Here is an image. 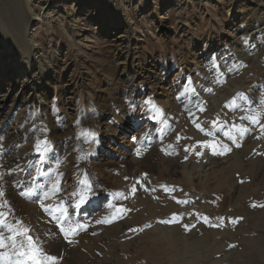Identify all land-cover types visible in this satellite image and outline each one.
I'll use <instances>...</instances> for the list:
<instances>
[{"label": "rangeland", "instance_id": "rangeland-1", "mask_svg": "<svg viewBox=\"0 0 264 264\" xmlns=\"http://www.w3.org/2000/svg\"><path fill=\"white\" fill-rule=\"evenodd\" d=\"M30 2L32 13L44 18L53 9L65 27L56 26L52 32L53 26L45 21L40 29L31 27L32 33L41 31L31 58L42 73L47 72L43 66L52 73H48L52 79L43 80L49 87L44 109L52 125L47 123L48 127L46 121L40 125L35 108H27L20 116L14 110L16 120L4 119L14 92H0V101L5 103L0 128L7 126L4 132H8L13 123L16 129L11 132L17 137L28 131L31 139L17 145L27 153L31 146L35 152L28 153L29 159H20L25 167L13 169L4 157L6 150H0V211L4 212L0 220L10 222L0 232L6 244L0 247L4 259L11 264L19 259L31 264L19 256L28 250V240L23 244L15 240L13 246L8 239L27 235L39 249L42 264H71L73 253L61 250L58 257L49 253L48 237L59 231L62 241L71 238L74 242L78 234L92 230L90 236L100 238L92 250L74 242L84 259L95 257L86 264H264V22L257 23L261 39L251 38L249 23L258 14L255 0L232 1L236 10L229 8L227 0H54L47 10L44 5L39 7L40 0ZM64 6L67 11L62 13ZM229 9L234 10L232 17L227 15ZM97 20L105 27L98 28ZM108 21L116 23L117 29ZM127 22L133 32L131 57L125 64L115 63L111 36L122 34ZM232 38L240 41L235 43ZM48 42L54 46L50 53ZM3 53L0 46V58ZM18 53L14 57H24ZM196 62L201 68L206 63L207 73L195 71L191 64ZM139 67L145 78H136L132 85L126 80L125 86L123 75L131 79L129 71ZM26 71L24 66L15 69L12 87L26 79ZM239 84L243 86L236 88ZM213 97L218 103L211 101ZM41 128L46 130L42 133ZM94 130L97 136L92 140ZM37 132L55 133L52 152L59 161L54 162L50 154L54 164L48 176L51 188H45L42 203H33L44 207L58 200L62 205L67 194L79 191L70 179L81 178V174L90 186V210L86 204L79 206L73 230L65 235L56 228L59 207L46 213L36 208L33 215H23L7 190L10 177L23 175V181L31 182L40 170L36 165L47 163L35 150ZM71 154L75 160L68 166ZM232 156L238 167L228 174L198 176L201 163L203 169L210 165L212 171L217 162ZM68 185L71 190L66 189ZM19 193L14 189V195ZM163 231L174 236L177 247L165 243L158 234Z\"/></svg>", "mask_w": 264, "mask_h": 264}, {"label": "bare ground", "instance_id": "bare-ground-1", "mask_svg": "<svg viewBox=\"0 0 264 264\" xmlns=\"http://www.w3.org/2000/svg\"><path fill=\"white\" fill-rule=\"evenodd\" d=\"M31 0H10L4 4H1L2 1L0 0V46L2 47L4 53V58H0V92H3V89H5V92H10L12 93V91L14 93L13 94V100L11 102V107L9 108L8 112L6 113L5 117L7 116L9 121L10 119L14 118L16 115L14 114V110L16 112H18L17 116H20L21 114L26 113L25 110L27 108H35L37 110V119L41 124H43V121H46V125L51 124L52 122L49 121L50 115H48L44 109V106L46 105V101L48 99V95H49V87L47 86V84L43 81L45 80V78L47 77V80L52 79L48 78V69H45L46 67L43 66L44 70H47V72L42 73V69L40 70L38 68V63L31 58V53L36 51V46H35V38L36 36L38 37V35L41 33V31H38V29H40V27L44 24L43 21H45L46 25L49 26H53V30L51 29L52 32H54V29L57 27H65L64 22H59V15L56 14L54 15V11L52 9L51 12H48L45 15V19L40 17L39 14H34L32 13V8H31ZM42 1V2H41ZM54 0H40V6L42 5L45 6V9L47 10V8H50L51 4L53 3ZM63 1V0H62ZM234 0H227L228 4H229V8L235 9V7L233 6V2ZM259 0H255V7L256 10L258 11L255 13L254 15V20L252 21V24H250V26L252 25V27L250 29V37L252 38H257V40H260L262 34L259 33V30H257V26L259 27L260 25H257L258 21H263L264 22V18L261 19V14L264 12V2L262 0H260L261 2H258ZM79 3V2H78ZM65 4V3H64ZM228 6V5H227ZM245 6H247L245 4ZM38 7V6H37ZM254 7V8H255ZM57 8V7H56ZM69 8V7H68ZM228 10L227 11V15H230L232 17V13L234 10ZM40 11L42 9H39ZM65 10V11H64ZM236 10V9H235ZM67 9L65 8V6L63 7V11L62 13L66 12ZM226 11V10H225ZM61 14V11H59ZM40 13V12H39ZM264 14V13H263ZM262 14V15H263ZM63 15V14H62ZM230 17V18H231ZM234 18V17H233ZM237 20V17H235L233 19ZM243 20H245V18H242ZM34 22H36L34 24ZM71 22V21H70ZM74 22V21H73ZM53 24V25H52ZM111 25L112 27L116 28V23L113 24L112 22L108 21V25ZM263 24V23H262ZM97 25L98 28H104V24L103 22H100L99 20H97ZM124 25V23L122 24ZM124 30L121 32L122 34L119 33V35L117 37H115L114 35L111 36L112 40H113V44L115 45L114 47V54L112 56V59L114 60L115 63L117 62H121L122 63H126L128 62V60H130L131 57V47L134 45V42L132 40V36H131V32H132V28H131V24H129L128 22L125 23L124 25ZM31 27H38L37 31L35 33H32V29ZM114 28H112V31H114ZM115 29V30H116ZM264 29V28H263ZM262 31V30H261ZM264 32V31H263ZM133 33V32H132ZM244 33V32H243ZM237 36V35H236ZM235 36V37H236ZM240 36V35H239ZM243 36V35H242ZM114 37V38H113ZM232 37V36H231ZM241 37V36H240ZM249 37V38H250ZM136 38V37H135ZM233 39V38H232ZM248 39V38H247ZM233 41H235V43L239 42L240 40L238 39H233ZM18 42L20 43L19 45ZM54 42V41H53ZM53 42H48L46 45V49H53ZM261 42V41H260ZM234 43V44H235ZM248 43V42H247ZM40 48H43V44L38 43L37 44ZM227 45V44H225ZM230 46V45H229ZM246 46V45H245ZM250 46V44H249ZM196 48V45L195 47ZM235 48V47H234ZM233 48V49H234ZM208 49V48H207ZM236 49V48H235ZM242 50V49H240ZM18 51L24 54V57L19 59V57H14V53H18ZM47 52L48 56H51V54H49ZM192 52V51H191ZM222 52V51H221ZM224 52L227 53L229 52V49H224ZM21 53V54H22ZM45 53V52H43ZM197 53V52H196ZM242 53V52H241ZM19 54V53H18ZM142 54V55H141ZM195 54V53H194ZM16 55V54H15ZM138 56L140 58L141 61H144V59H142L141 57L143 56V52L138 53ZM209 55V52L206 54V56ZM51 57H54V55H52ZM194 58L197 60L198 57H196V55L194 56ZM49 59V57L47 58ZM52 60V59H51ZM55 60V59H54ZM43 62H45L46 60H42ZM138 61V60H137ZM193 61V60H192ZM221 61V60H220ZM8 64V65H6ZM53 64V63H52ZM199 62H196V64L194 65V63L191 64L192 68H195V71H197L200 75L201 73H207L206 71V67L207 64L206 63H202L201 65H205L203 68H201V66L198 65ZM137 65H140V61L138 62ZM20 66H24L25 68H27V71L24 74V77H26V79L22 82H18L16 81L15 85L12 87V84H14L13 82L15 81L13 74L15 69H17V67ZM135 68V67H133ZM6 69V71H5ZM8 70V72H7ZM12 72H9V71ZM124 71V70H123ZM131 76L132 78L129 79L128 76H124L123 72V78L121 79V82H124L127 80V82H129V85H132L133 81L136 78H140L141 80L143 78H145V73L143 71L142 68H136L135 71H133V69H131ZM215 73V72H214ZM52 74V73H51ZM143 74V75H142ZM213 74V73H212ZM209 76V75H208ZM128 78V79H127ZM7 79L10 80V83L7 85L6 83L1 84L2 82H4V80ZM124 79V80H123ZM46 80V81H47ZM210 80V79H209ZM213 80V79H211ZM206 84V83H204ZM117 85V84H116ZM125 85V84H124ZM128 86V85H125ZM218 86V85H217ZM243 86V85H242ZM240 84L236 87V88H241L242 87ZM125 88V87H124ZM205 88V87H204ZM207 88V87H206ZM2 89V90H1ZM207 91V90H206ZM199 95V94H198ZM222 97H227L224 94H221ZM229 95V94H227ZM201 96V95H200ZM221 98V97H220ZM211 101L217 102L218 103V99H216L215 97H213L211 99ZM5 105L4 100L0 101V111H2V109L4 108L3 106ZM167 105V104H166ZM246 107V106H245ZM237 112V111H236ZM245 113V112H244ZM5 114V113H4ZM9 115V116H8ZM43 116H46V118L44 119ZM12 117V118H11ZM17 117H15L16 120ZM1 120V121H4ZM174 120V119H173ZM0 121V122H1ZM246 122V121H245ZM38 124V122H37ZM245 124V123H244ZM48 126V125H47ZM252 126V125H251ZM7 126H3L2 128H0V150L5 149L6 153L4 155L5 158H7V162L8 164H10L9 166L13 167V169L15 168H20L19 165H22V167H25V163L20 162V159H22V157L28 155V153L30 152L31 154L35 153V152H31L30 149H32L31 146L30 149L28 150L29 152L27 153V151L24 150H20V146H18V142L19 141H23L24 143L28 142V139H26L27 137H30L29 139H31V136H28V131L25 132L24 135H22V137H17V134L12 133L11 131L13 129V123H11L10 128L8 129V132H4ZM49 127V126H48ZM148 127V124H147ZM51 129V128H50ZM43 130H46L45 128H41L39 129V131H41L42 133L44 132ZM54 130V129H53ZM121 130V129H120ZM119 130V131H120ZM90 131V130H89ZM94 134H92L91 138L92 140H94L97 136V131L94 130L93 131ZM125 132V131H124ZM52 134L55 133H51V135L48 136V133L45 134H41L39 132H37V140L35 141V147H37V149L35 148V150H38V152L40 154H42V159L47 160V163L40 161L36 166L37 168H39L40 170L37 172V176L35 178H33V180H31V182H29L30 180H26L23 181V175H14L10 177L8 179L9 183L7 182V190L8 193L10 194V196L12 195V197L15 199L16 205L18 206L17 208H19V212L26 214V215H33L34 212L37 211L36 208H39L41 211H44V213H46V211L49 210H54L56 208L59 207V211L57 214H60L58 216H60L61 218L57 219V221L59 220L60 222L58 224V227L56 226L57 229H60L61 232L65 235V233L67 231H70L71 229L73 230V227L71 226L73 223H75V221L77 220L78 216H79V207H77V204L80 200V197L86 196L85 201L80 204V206H83L84 204H86V208L85 209H89V202L91 201V198H87V193L90 189V186L88 184L87 179L83 178V174H81V178H71L70 180L73 181L74 185L76 184V187H79V191L75 190V194L73 193V190L71 191V194H67L65 196L64 202L62 203H57L58 200L55 201V203H48V204H44V207L41 206L40 203H38L39 205L34 204L33 202H39V200H41L40 202L42 203V200L45 199V188L46 187H50L51 188V183L50 180L48 178L49 174L52 173L51 168H53V162H50V154H54V162L57 161L59 158L57 157V154L52 152V150H55L56 146L55 143L56 142V137L53 136ZM218 134V133H217ZM36 135V134H35ZM57 135V134H56ZM151 135V134H150ZM77 136V135H76ZM47 137V141L45 143H40V139L42 138H46ZM212 140V139H211ZM225 140V139H224ZM33 142V140H31ZM38 141V143L36 144V142ZM147 141V140H145ZM99 141L98 144L99 146H102L103 144H101ZM251 145V144H250ZM244 146V145H243ZM28 147V146H27ZM26 147V148H27ZM252 148V147H251ZM207 153L210 151V147L208 146L205 150ZM28 156L26 159H29ZM208 157V156H207ZM261 159V158H260ZM23 160V161H24ZM75 160V156H71L68 158L67 163L69 166V163H73ZM229 160V161H228ZM222 159L219 161V163H216V166L214 167V169L212 171H210L211 166L208 165V168L205 170L203 169L204 167H202V163L200 165L201 167V171L198 173V176H203L202 178H208L209 177V172L210 174H212L213 176L216 175H221V174H228V171L230 169H236V167H238L237 165V161L235 160V156H232L230 159ZM22 161V160H21ZM28 161V160H27ZM59 161V160H58ZM235 162L234 164H230L228 165V162ZM49 164L51 165L49 167ZM28 167V166H27ZM18 168V169H19ZM36 168V169H37ZM49 169L48 171H44L45 169ZM79 168V167H78ZM186 169V167H184ZM76 169V167H75ZM66 170V169H65ZM167 170V168H166ZM44 171V172H43ZM61 171V170H60ZM73 171V170H72ZM40 172V173H39ZM67 172V171H66ZM65 172V173H66ZM230 172V171H229ZM23 173V172H22ZM21 173V174H22ZM71 173V170L68 172V174ZM76 173V172H75ZM62 175V174H61ZM86 175V174H85ZM224 176V175H223ZM194 177V176H193ZM225 177V176H224ZM229 177V176H228ZM29 178V177H28ZM81 179V181L79 182L78 180ZM225 179V178H224ZM69 180V179H68ZM203 180V179H202ZM227 180V179H225ZM70 181V182H71ZM207 181V180H206ZM224 181V180H223ZM54 182V181H53ZM208 183V182H206ZM65 184V182H64ZM71 184V183H70ZM234 185V184H233ZM262 185V184H261ZM260 186V185H259ZM264 186V185H263ZM72 187V186H71ZM207 186H205L206 188ZM218 187V186H217ZM220 187V186H219ZM223 187V186H222ZM18 188L20 190V193L17 194H13L14 189ZM74 188V187H73ZM72 188V189H73ZM65 189V187H64ZM67 190H71L70 186H66ZM75 189V188H74ZM3 190V189H1ZM206 190V189H205ZM5 191V190H4ZM237 191V190H236ZM15 193V192H14ZM66 193V192H65ZM68 193V192H67ZM70 193V192H69ZM91 193V191H90ZM94 193V192H93ZM93 193H91L92 198H97ZM105 193V192H104ZM98 204V202H97ZM60 205V206H59ZM39 206V207H38ZM3 208V207H2ZM81 208V207H80ZM3 210V209H2ZM65 210V211H63ZM90 210V209H89ZM0 213H4L1 212ZM109 213V212H108ZM11 214V213H10ZM245 214V213H244ZM52 215V214H51ZM57 216V215H56ZM57 216V217H58ZM5 218V217H3ZM14 218V217H13ZM1 219V218H0ZM10 223L8 222V220L6 219H2L0 220V232L3 230L4 226L6 227V224ZM14 224V223H13ZM8 225V224H7ZM263 226V225H262ZM20 227V226H19ZM51 229L53 230L52 225H50ZM119 227V226H118ZM14 228V227H13ZM15 230V229H14ZM4 231V230H3ZM2 231V232H3ZM17 231V229H16ZM117 231V230H116ZM164 233H158L160 234V236L162 238L165 239V243H172L174 241V236H169V234H167L165 231H163ZM6 233V232H5ZM18 234V231L16 232ZM92 233V230L90 232H85V233H81L78 234V236L74 239V242H79L81 243V246H85L86 248L92 250V244H94V241L96 242L95 244H97V240L100 238H96L93 239L90 235ZM23 234V233H22ZM51 234V233H50ZM11 235V234H9ZM7 235V236H9ZM15 235V234H14ZM149 235V234H148ZM173 235V234H172ZM25 236V233H24ZM27 236V235H26ZM25 238L23 237V235H18L16 237V242H20L19 244H23V240L27 239L30 236H27ZM71 236V235H70ZM75 236V235H74ZM158 236V235H157ZM11 237V236H10ZM15 237V236H14ZM151 238V236H150ZM61 239V241H60ZM71 238H66L62 241V237L60 236V232L56 231V233L53 231L52 234L50 235V237H48V249H49V253L58 257V254L60 253L61 250H66L68 253H73L72 255V259H70L69 261L72 262L71 264H86L87 259L89 260V262L93 263L94 259L90 260L91 258H86L84 255L79 254V252H81V250L79 249V247L74 248V246L77 245V243H74L73 241L70 240ZM7 240V239H6ZM19 240V241H18ZM27 240H25V242H27ZM177 240V238L175 239ZM102 241V239L100 240ZM164 242V241H163ZM175 242V241H174ZM174 242L173 245L174 246ZM182 241H179L178 243H180ZM7 243V242H6ZM176 243V242H175ZM183 243V242H182ZM184 243H188V239H185ZM13 244V243H12ZM76 244V245H75ZM207 244V243H205ZM6 245V244H5ZM4 245V246H5ZM169 245V244H168ZM177 244H175L176 246ZM183 245V244H182ZM209 245V244H208ZM174 246V247H175ZM180 246V245H179ZM184 246V245H183ZM25 247V246H24ZM167 247V246H165ZM170 248L175 249L171 246H169ZM177 247V246H176ZM23 248V247H22ZM4 249V248H3ZM8 249V248H7ZM11 249V248H10ZM20 249V248H19ZM183 249V247H182ZM189 249V247H188ZM193 249V248H192ZM18 250V248H17ZM87 250V249H86ZM99 250V249H98ZM9 251V249L7 250ZM16 251V250H15ZM180 251V250H179ZM184 251V250H182ZM190 251V250H189ZM188 251V253H189ZM192 251V250H191ZM14 252V251H13ZM193 252V251H192ZM18 253V252H17ZM92 253V252H91ZM95 253V252H94ZM210 254V253H209ZM90 257L92 256V254H89ZM208 255V254H207ZM206 256V255H205ZM13 257V256H12ZM15 257V256H14ZM13 257V260H14ZM70 257V256H69ZM89 257V256H88ZM201 257V256H200ZM65 258V257H64ZM97 258V256H96ZM195 258V257H194ZM193 258V259H194ZM197 258V257H196ZM195 258V259H196ZM199 258V257H198ZM208 258V257H207ZM7 259V258H6ZM4 259V260H6ZM84 259V260H82ZM12 260V259H11ZM57 260V259H56ZM59 260V259H58ZM57 260V261H58ZM67 260V259H66ZM198 260V259H197ZM217 260V259H216ZM55 261V260H54ZM196 261V260H194ZM2 264H4V261H0ZM65 262V261H64ZM184 262V261H183ZM193 262V261H192ZM52 263V262H51ZM60 263V262H59ZM69 263V262H68ZM102 263V262H101ZM188 263V261H187ZM186 263V264H187ZM14 264V263H13ZM55 264V263H54ZM66 264V263H65ZM70 264V263H69ZM184 264V263H183ZM192 264V263H191ZM194 264V263H193Z\"/></svg>", "mask_w": 264, "mask_h": 264}, {"label": "snow or ice", "instance_id": "snow-or-ice-1", "mask_svg": "<svg viewBox=\"0 0 264 264\" xmlns=\"http://www.w3.org/2000/svg\"><path fill=\"white\" fill-rule=\"evenodd\" d=\"M210 91V90H209ZM253 123H255L256 121L253 120L252 121ZM197 127H199V125H197ZM202 130V129H201ZM232 137H229V139H231ZM90 190V189H89ZM86 199V196H81L80 197V200L77 204V207L80 206V204H82ZM164 223H167V221H162ZM99 223V221H98ZM27 231V230H25ZM9 240H12L13 242V246L15 245V238L14 237H9L8 238ZM0 247H4V241L2 238H0ZM38 252H39V249H36L34 246H33V243H32V238L31 237H28V250L27 251H20L19 252V256L21 258L23 257H27V259L29 261H31V264H42V261L41 259L39 258L38 256ZM46 259L48 260H51L53 259L51 256H47ZM0 261H4V264H11L10 261H6L4 260V255L3 254H0ZM15 264H25L24 260L23 259H19L15 262Z\"/></svg>", "mask_w": 264, "mask_h": 264}]
</instances>
